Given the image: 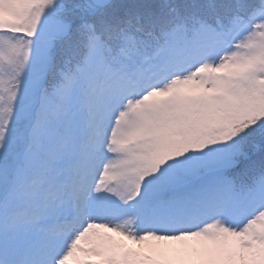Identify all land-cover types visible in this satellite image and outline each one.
<instances>
[{"label": "snow or ice", "instance_id": "obj_1", "mask_svg": "<svg viewBox=\"0 0 264 264\" xmlns=\"http://www.w3.org/2000/svg\"><path fill=\"white\" fill-rule=\"evenodd\" d=\"M0 264H264V0H0Z\"/></svg>", "mask_w": 264, "mask_h": 264}]
</instances>
